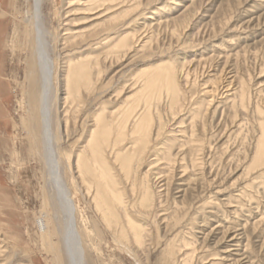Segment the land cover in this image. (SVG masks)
Listing matches in <instances>:
<instances>
[{
	"label": "bare ground",
	"instance_id": "obj_1",
	"mask_svg": "<svg viewBox=\"0 0 264 264\" xmlns=\"http://www.w3.org/2000/svg\"><path fill=\"white\" fill-rule=\"evenodd\" d=\"M45 2L33 0L32 9L24 15L21 12L23 26L14 31L12 43L26 57L23 107L27 105L25 109L31 110L33 125L24 121L23 126L29 145L45 167L47 183L38 226L50 249L63 264H91L92 255L98 252L95 240L105 233L137 264H148L154 242L150 221L159 229L158 238L166 240L162 264H257L247 254L251 251L247 232L264 225L263 212L254 216V209L261 208V199L254 201L253 196L241 190L237 197L228 194L227 202L222 203L205 193L203 200L194 195L190 201H178L188 194V184L199 180L195 173L198 167L206 166V147L212 150L213 141L221 137V132L214 136L209 131L229 119L227 143L243 132H247L246 138L250 137L252 129H245L252 125L255 140L245 155L242 177L253 182L259 179L264 184V109L249 110L250 86L243 80L236 84L237 72L230 73L231 80L225 85L221 84V70L217 68L218 73L203 80L201 101L187 108L186 89L197 85L216 61L225 59L224 64L228 65L235 55L225 52V48L218 51L219 56L205 57L202 52L198 60L195 57L191 62L184 61L187 69L180 73L175 59L161 58L144 66L135 74L133 84H125L117 92L119 95L126 87L130 89L116 110L112 111L103 101L95 111L85 112L95 97L97 83L114 60L120 62L128 54L139 55L151 48L152 37L139 35L137 30L138 35L128 31L143 16V4L141 0H66L68 10L62 13L66 20L51 32L44 18ZM3 9L7 6L0 0V13ZM163 9L159 7L158 14L153 11L156 17L149 16L142 28L161 26L158 17ZM73 16L80 18L72 19ZM117 29L122 30L119 33ZM215 46L214 49L219 48ZM221 104L227 105L223 111L228 113L222 112L219 118ZM84 116L90 125L86 134L79 135ZM251 118L255 123H251ZM175 123L180 130L169 131ZM73 136L76 138L70 141ZM65 144H69L68 148ZM233 159L231 154L228 161ZM177 169L182 170L186 183L178 190L180 196L166 205L168 186ZM213 172L212 169L209 175ZM67 175L72 177L70 183ZM217 175L202 180L201 188L220 194L235 187L234 183L227 188L214 187L219 181ZM79 186L102 225L101 231L94 226L97 237L79 227L78 201L73 193ZM163 191L168 195H162ZM244 197L249 198L252 214L243 224L237 220L244 211L238 201ZM251 203H256L257 208H252ZM7 249L0 233V255ZM1 263L7 264L8 260Z\"/></svg>",
	"mask_w": 264,
	"mask_h": 264
},
{
	"label": "rangeland",
	"instance_id": "obj_2",
	"mask_svg": "<svg viewBox=\"0 0 264 264\" xmlns=\"http://www.w3.org/2000/svg\"><path fill=\"white\" fill-rule=\"evenodd\" d=\"M2 2L7 6V9H3L0 13L2 19L0 21V233L5 238L8 249L5 254L0 255V262L6 259L8 260L7 264H63L62 260L50 249L49 242L38 226L43 191L47 180L43 160L35 154L36 151L29 145V139L23 126L24 121L33 125L31 110L25 109L27 105L23 107L22 83L25 78L26 57L12 43L15 36L14 31L23 26L21 12L23 15L26 14L32 9L34 3L33 0H2ZM172 2H178L179 5L176 6ZM141 3L143 6L140 14L143 16L139 17L138 21L131 25L132 30L128 31L136 32L137 30L139 35L152 37L151 48L139 55L128 54L124 60H119L120 62L114 60L97 83L95 97L85 112L95 111L103 101L109 104L112 111L116 110L120 101L130 94V89L127 87L134 83L133 78L137 73L139 74L144 66L157 63L161 58L172 57L175 59L180 73L187 69L184 61L191 62L195 57L198 60L202 52H205V57L210 54L219 56L218 53L224 51V48L225 52L234 54L236 58L228 65L224 64L225 59H221L219 63L216 61L213 64L215 69H208L197 81V85L186 89L189 93L187 94V108L191 104L201 101L203 80L206 81L209 76L221 70V84L226 85L231 80L230 73L234 71L233 73L237 72L236 84L239 85L243 80L250 86L252 103L249 110L264 109V0H141ZM161 6L164 8V12L158 17V20L161 19L162 25L142 28V24L150 20L149 16L156 17L153 11L158 14L160 11L157 9ZM43 10L45 22L53 32L60 27L59 24L66 20L62 13L68 10V6L66 0H47ZM17 11L18 14H16ZM73 18L78 19L80 16H73ZM120 30L115 31L120 33ZM57 42L60 48L59 40ZM170 45H172L171 49ZM215 45L219 48L214 49ZM62 54L65 56L67 53ZM209 65L211 66L212 63ZM125 84L127 89L125 88L122 94L117 95V92L121 88L123 89ZM220 106L219 118H221L222 112L228 113V111H223L227 105L221 104ZM248 117H252V114L248 113ZM81 121L84 122V125L80 122L79 135L83 132L86 134L90 125L86 116ZM218 122L219 119L215 125ZM230 123L229 119L227 123L222 122L219 127L215 126L213 131H209L211 134L214 133V136L221 132V137H217L213 141L212 150L209 149V146L206 147V166L203 169L202 167L196 169L195 174L200 176L199 180L188 184L190 189L185 199L178 198L180 196L178 190L184 188L186 178H182V170L177 169L176 177L174 176L175 178L168 186L170 194L166 205L172 204V198H178L180 202L190 201L194 195H198V199L203 200L205 194L214 195L217 198L216 202L222 203L227 202L228 194L237 197L240 195L239 191L243 190L247 195L253 196L254 201L262 200L260 210L254 209V216L258 217L261 212L264 213V184H261L259 179L253 182L251 179L242 177V171L247 163L244 162L245 155L249 151L250 143L255 140L252 125L250 124L245 129H252L250 137L246 138L247 132H243L239 136H233L227 143L226 136L231 129ZM251 123H255L253 118H251ZM169 125L171 124L169 123ZM177 127L175 123L173 127H169V131L180 130L176 129ZM85 134L83 139L86 137ZM74 136L70 141L77 137ZM179 139L184 138L179 137ZM68 145L65 144V147L68 148ZM231 154L234 155V159L229 162L228 157ZM208 162L212 165H208ZM212 169L214 172L209 175ZM213 175H217V180H219L214 187L224 186L227 188L232 183L236 185L233 189L227 188L220 194H216L213 189L205 191L201 188V182L203 183L204 179H211L210 176ZM74 177L76 178V174ZM67 179L69 183L72 181L70 175H67ZM193 190L196 193L192 192ZM73 193H76L78 201L79 227L83 231L87 229L94 237H97V231L98 229L101 231L102 225L98 222V216L86 197L84 189L82 190L81 187L79 190L78 188L73 189ZM164 193L165 191L162 192V195H168ZM238 202L244 206V211L237 221L244 224L248 219L247 216L252 214V210L248 209L249 198L244 197ZM251 204L252 208H257L256 203ZM212 209L207 208L208 211H215ZM233 218L231 217L232 221L236 220ZM148 224L154 234L148 264H162V252L166 240L158 238L159 229L154 223L148 221ZM161 228L163 225L160 226ZM247 241H250L251 244V251H248L247 254L251 258H255L252 259L256 260L257 264H264V225L255 230L248 229ZM94 247L98 249V252L92 255L91 264H137L124 254L122 249H118L113 244L108 234L104 233L101 239L95 240ZM221 249L223 250L222 247Z\"/></svg>",
	"mask_w": 264,
	"mask_h": 264
}]
</instances>
